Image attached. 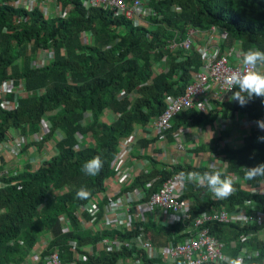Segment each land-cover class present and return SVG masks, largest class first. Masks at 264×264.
I'll use <instances>...</instances> for the list:
<instances>
[{
  "label": "trees",
  "instance_id": "16d2710c",
  "mask_svg": "<svg viewBox=\"0 0 264 264\" xmlns=\"http://www.w3.org/2000/svg\"><path fill=\"white\" fill-rule=\"evenodd\" d=\"M10 1L0 0V81L12 79L16 85L23 82L28 95L13 110L0 106V141L11 129L23 127L25 131L24 127L29 125L38 130L39 121L48 115L51 131L45 142L52 141L54 149L40 169L34 170L28 163L12 176L0 178V264H22L47 233L52 239L46 255L58 248L61 259L72 262L76 257L70 251L71 241L85 247L104 238L128 240L138 232L136 229L95 234L79 223L77 209L104 191L106 179L113 175L112 163L119 141L131 135L137 126L144 127L160 116L166 97L184 94L193 74L201 70V54L181 49L173 52L170 42L185 38L189 28L207 30L216 26L226 32L223 47L239 42L243 54L249 49L264 51V0H149L163 15L161 19H152L151 28L134 26L122 17L113 18L111 12L101 8L87 9L81 0H58L68 16L48 20L38 8L26 11L13 7ZM172 6L181 11L174 12ZM14 16L21 17L20 21L13 22ZM86 32L93 34L89 44L81 40ZM47 47L54 51L52 61L33 68L31 61L37 50ZM164 58L166 70L153 77L154 67L163 66ZM221 107L222 111L191 109L177 114L165 137L172 141V134L179 130L212 128L219 118L228 121L242 115L255 122L264 119V97H254L243 107L228 100ZM88 113L90 120L86 118ZM104 113L114 115L115 119L104 121ZM261 131L250 127L240 146L226 144L220 148L219 140L229 136L223 131L218 139L211 138L190 150L195 154H212L227 172L190 163L163 167L151 160L150 171L136 175L126 189L142 190L146 199L167 179L181 173L220 170L235 181L236 192L224 200H213L206 188L186 182L183 198L191 201L189 218L167 226L147 223L146 231L156 245L181 241V231L194 229L196 216L211 209L232 211L252 200L257 209L264 211V191L255 192L261 189L264 177L243 179L245 167L264 163V142L258 139L263 137ZM81 137L83 141L90 138L93 143L82 144ZM156 139L157 136L142 145L147 147ZM80 144L82 149L76 151ZM95 156L102 159V170L97 176L85 175L81 170L83 163ZM149 182L152 184L147 187ZM243 182L254 190L245 189ZM82 187L90 191L89 198L76 197ZM62 215L71 223L68 233L62 231ZM262 227L242 228L215 222L205 225L212 236L225 243L226 254L234 257L244 249L248 254L258 253L256 257L250 255L243 264L263 263L264 242L253 236ZM246 235L252 237L242 242ZM232 240L238 242L236 249L230 248ZM134 253V249L123 248L100 256L87 254L86 261L79 264H117L119 260L133 258ZM136 254L144 264H161L160 259ZM43 263L42 260L38 264Z\"/></svg>",
  "mask_w": 264,
  "mask_h": 264
},
{
  "label": "built area",
  "instance_id": "2783aa9c",
  "mask_svg": "<svg viewBox=\"0 0 264 264\" xmlns=\"http://www.w3.org/2000/svg\"><path fill=\"white\" fill-rule=\"evenodd\" d=\"M51 1L12 0L10 4L15 8L26 11L38 8L46 20L56 17L66 18L68 16L67 11L62 9V5L58 0H54L56 4L53 7L49 6ZM81 1L87 9L101 8L104 11L111 12L113 18L122 17L131 21L134 26L144 28L153 26L152 19L163 17L157 8L150 5L149 0ZM171 9L177 13L181 11L176 6H172ZM20 19L21 17L14 16L13 22H18ZM92 36V32H86L82 35L81 40L89 44ZM225 40L226 32L216 26H211L207 30L189 28L185 38L180 37L179 41L174 39L170 42L169 49L173 52L181 49L185 53L195 51L201 54L203 65L199 72L193 74L192 81L186 87L185 93L180 96L166 97V106L162 114L151 119L144 126L145 128L154 131L159 137H164L165 133L172 129L173 118L183 111L191 109L206 113L214 110L222 111L221 105L228 102L229 96L236 90V88H233L231 91H226L225 78L239 69V62L243 56L239 42L232 47H223ZM53 56L54 51L51 47L40 48L31 61V66L36 68L48 65ZM157 65L159 68L154 67L153 77L166 70V58H164L163 66H160L161 64ZM27 93L28 90L23 82L16 85L12 79L0 81V106L13 110L17 108L19 101L28 95ZM120 95L122 96L123 93ZM89 116L90 114H88V118ZM238 118L242 119L237 120ZM114 119L115 116L112 115V120ZM233 121L235 122L230 121L228 125H225V121L219 118L214 127L208 128L210 137L218 139L221 132L228 130L229 126L231 128L233 124L232 129H235L236 125L242 131L247 128V132L242 133L243 139L248 135L250 127H257L255 121H250L242 115H236ZM22 128L11 129L6 138L0 141V155L5 156L7 163L20 161L23 157L29 161L19 170L4 166L0 169V178L12 176L14 172L24 169L28 163L32 164L34 170H38L50 156V143L45 142L51 131L48 115L47 117L44 115L39 121L38 130H32L29 125L24 127L25 131ZM191 130H179L172 134L176 142V150L179 152L191 150L200 145L198 142L195 145H192L193 142H187L186 136ZM196 130H199L198 133L206 131L205 129ZM214 130L217 131V136ZM263 132L261 131L264 137ZM132 134L119 141L117 154L112 163L113 175L106 179L104 191L95 195L88 203L80 206L77 209V218L83 227L95 234L105 231H134L136 229L138 232L128 240L104 238L95 245L85 247L79 246L77 241H71L70 251L76 257V260L72 262L63 261L58 248L46 255V248L52 239V236L47 233L39 239L34 252L22 264H38L42 260L43 264H79L86 261L87 254L100 256L104 252H119L123 248L134 249L136 253L145 254L148 259H160L161 264H231L232 261L243 264V261L250 255L253 257L258 256L257 252L248 254L245 249L234 257L226 254L225 243L212 236L209 229L205 228V225L210 222L222 225L235 224L240 225L242 228H250L253 225L264 226V211L258 210L251 200L232 211L222 208L202 212L194 219V229L188 228L181 231V241H165L162 245H156L151 235L146 231V224L152 222L158 226H167L186 221L189 218L191 201L183 198L186 181L178 174L167 179L149 199H146V194L142 190L127 191L126 188L136 178V176L132 177L131 168L126 159L134 149ZM230 134L228 139L223 137L222 140H219L220 148L234 141V131H231ZM198 138L199 136L196 139ZM86 142L87 140L83 141V137H81V143ZM41 145L44 146L43 149L40 148ZM52 147L54 148V145ZM81 149V144L75 147L76 151ZM223 168L227 172L228 169ZM151 184L149 182L147 187H150ZM243 185L245 189L254 190L246 182H243ZM258 191H264V183L260 190H255V192ZM209 195L215 200L210 193ZM61 222L63 233H68L71 230L70 221L65 215H62ZM253 236L264 242V227L260 228ZM251 237L252 235L243 236L241 241L246 242ZM237 246L238 242L236 240L230 242L231 249H236ZM136 253H134L133 258L124 261L119 260L117 264H144L143 259L138 257ZM222 257L224 259H221ZM262 264H264V261Z\"/></svg>",
  "mask_w": 264,
  "mask_h": 264
},
{
  "label": "clouds",
  "instance_id": "9594fccd",
  "mask_svg": "<svg viewBox=\"0 0 264 264\" xmlns=\"http://www.w3.org/2000/svg\"><path fill=\"white\" fill-rule=\"evenodd\" d=\"M240 67L237 71L230 73L225 78V85L227 86L226 91H231L233 88L238 90L232 92V95L229 96V102H236L241 107L246 106L254 97H264V51L259 49H249L246 51L240 59ZM257 127L264 131V119L258 120ZM196 130V129H195ZM229 130V128H228ZM229 133V132H228ZM231 134H229L230 136ZM241 143H243L242 134ZM226 137V136H224ZM260 141L264 142V137L258 138ZM236 139L234 138V141ZM234 141L230 145H234ZM201 145V144H200ZM199 145V146H200ZM240 146V145H239ZM196 146L195 148H197ZM54 149V148H53ZM190 151V150H189ZM52 152H50V155ZM193 156H198L201 153L195 154L192 153ZM212 158L214 157L209 153ZM214 165L216 167L213 168H222L223 171L225 167L224 164H218L213 159ZM212 161V164H213ZM196 162V161H195ZM216 163V164H215ZM191 164L192 161H191ZM203 162H196L193 165H201ZM217 165H220L217 166ZM213 166V165H211ZM103 168V161L100 156H95L87 161H85L82 165V171L85 175L88 176H97ZM182 178L191 184H194L200 188H206L207 191L218 200H224L232 196L236 192L235 181L230 177L226 176L220 170H212V171H204V172H187L181 173ZM259 177H264V163L257 164L252 167L244 168V181H252L256 180ZM91 195L90 191L85 188H81L77 191L76 197L79 199H87ZM251 202H253L251 200ZM260 210V209H258ZM263 211V210H261ZM221 259H224L223 257ZM231 264H238L237 261H232Z\"/></svg>",
  "mask_w": 264,
  "mask_h": 264
},
{
  "label": "crops",
  "instance_id": "0c3cea01",
  "mask_svg": "<svg viewBox=\"0 0 264 264\" xmlns=\"http://www.w3.org/2000/svg\"><path fill=\"white\" fill-rule=\"evenodd\" d=\"M238 47L240 46L238 45ZM88 114H86V118L90 120L91 117L89 116L88 118ZM102 119L104 121H111L112 115L108 113H104ZM230 121H233V120H228L225 122H230ZM232 128H233V124L231 128L229 126V130ZM205 130L206 131L204 133H198L197 130L192 129L193 134L197 133V135L195 136V139L199 136V138L196 139L195 143L198 142L199 144H202L203 142H206V141L208 142L209 140H211L210 134L208 132L209 131L208 128H205ZM231 131H234L233 135L235 136V139H237L238 137L241 138L240 135L243 132L245 131L247 132V128L246 129L244 128L242 131L241 128H237L235 126V129H232ZM132 133H133L132 134V144L134 145V149L132 153H130V155L126 157L128 161L127 164H129L131 168L132 177H135L136 175L142 172L150 171V168L152 167L151 160L158 161L160 165L163 167H170L171 165L178 164V163H190L191 164V161L189 159H186V155H188L190 158L192 157V163L195 161L194 157L192 156L189 150H185L183 152H179L178 150H176V142L173 139V137H172V141H170L169 136L167 135L166 137L165 136L159 137L154 131L147 129L145 127H139V126H137ZM205 134L206 136H204ZM155 136H157V139L155 140L154 143H150L147 147L142 145L143 142L150 141V139L154 138ZM187 137L191 138V135L188 134ZM86 140L90 144L93 143L92 139L88 138ZM51 152L53 153L52 149H51ZM206 154H207V157L205 158V162H203L202 165H205L207 167H216L214 163L212 164L213 159L210 158L212 156H210L208 153ZM5 160H6L5 156L3 154L0 155V165L2 164L1 165L2 167L4 166L10 167L13 170L21 169L25 165V163L29 161L25 157H23V159H21L20 161H14L12 163L10 162L7 163ZM156 166L159 167V165H156Z\"/></svg>",
  "mask_w": 264,
  "mask_h": 264
},
{
  "label": "rangeland",
  "instance_id": "374dc122",
  "mask_svg": "<svg viewBox=\"0 0 264 264\" xmlns=\"http://www.w3.org/2000/svg\"><path fill=\"white\" fill-rule=\"evenodd\" d=\"M56 4V2L54 1V0H52L51 2H50V4H49V6L51 7H53L54 5ZM156 68H159V66L158 65H156ZM242 118H238L237 120H241ZM232 122H235V121H232ZM246 122V121H245ZM225 125H228V122H225ZM247 126V125H246ZM236 127H237V125H236ZM231 130L232 129H230V130H225L224 132H229V134H230V132H231ZM199 131V130H198ZM215 131V130H214ZM205 132V131H204ZM222 133V132H221ZM188 134H190L191 135V138H188L187 136V142L188 143H192V145H195L196 143H195V141H196V139H195V136L197 135V133L196 134H193L192 133V130L188 133ZM187 134V135H188ZM215 134H216V136L218 135L217 134V131H215ZM60 136V135H59ZM229 138V136H226L225 137V139H228ZM207 142V141H206ZM53 142L51 141L50 142V147H51V149H52V151H53V147H52V144ZM241 143V138L240 137H238L235 141H234V145H241L240 144ZM238 145V146H239ZM189 146V145H188ZM49 152V151H48ZM193 156V155H192ZM194 157V159H195V161L196 162H205V158L207 157V155H205L204 153H201V154H199L198 156H193ZM211 159H213L212 157H210ZM186 159H189L190 161H192V157L190 158L188 155H186ZM193 162V164H196V162ZM212 161V160H211ZM213 163H214V161H213ZM217 166H219L220 167V165H217Z\"/></svg>",
  "mask_w": 264,
  "mask_h": 264
}]
</instances>
